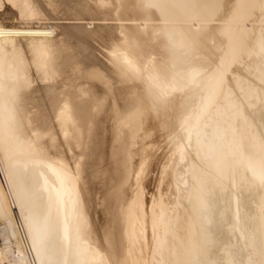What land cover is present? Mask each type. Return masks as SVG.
I'll return each instance as SVG.
<instances>
[{
	"label": "bare ground",
	"instance_id": "obj_1",
	"mask_svg": "<svg viewBox=\"0 0 264 264\" xmlns=\"http://www.w3.org/2000/svg\"><path fill=\"white\" fill-rule=\"evenodd\" d=\"M0 223V264H264V0H0Z\"/></svg>",
	"mask_w": 264,
	"mask_h": 264
},
{
	"label": "rangeland",
	"instance_id": "obj_2",
	"mask_svg": "<svg viewBox=\"0 0 264 264\" xmlns=\"http://www.w3.org/2000/svg\"><path fill=\"white\" fill-rule=\"evenodd\" d=\"M152 170V169H151ZM154 171V168H153ZM153 182V181H152ZM153 184L151 183L150 186H152ZM2 227V224L0 223V228ZM0 244H1V239H0Z\"/></svg>",
	"mask_w": 264,
	"mask_h": 264
}]
</instances>
